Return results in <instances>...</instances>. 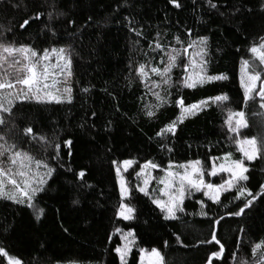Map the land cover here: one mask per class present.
Here are the masks:
<instances>
[{
  "label": "trees",
  "instance_id": "trees-1",
  "mask_svg": "<svg viewBox=\"0 0 264 264\" xmlns=\"http://www.w3.org/2000/svg\"><path fill=\"white\" fill-rule=\"evenodd\" d=\"M177 2L181 7L169 0H0V42L40 53L65 47L72 60L70 103L17 102L11 115L3 114L6 124L0 135L7 143L54 169L34 199L43 209L39 218L26 204L0 199V248L8 256L22 264H121L115 252L122 244L120 229L135 238L126 264H140V250L153 248L161 251L165 264L254 261L252 248L264 241V196L235 216L231 213L243 206V198L234 199L235 190L223 193L220 203L197 192L184 201L176 219L165 220L150 197L137 190L130 173L126 203L134 215L131 220L117 215L121 198L113 161L134 160L135 168L152 161L165 169L169 162L199 159L210 169L211 157L232 153L240 159L224 123L227 109L245 112L249 127L242 129L244 137H264V101L255 96L245 105L240 85L242 61L264 68L249 51L264 38V0H212L215 8L209 0ZM24 19L30 23L20 28ZM200 37L207 38V73L227 79L185 88L181 62L172 70L170 85L152 88L151 81L159 77L151 73L141 82L136 73L140 64L162 67L161 59H166L163 51L152 50L157 41L169 51ZM218 95L228 97L223 107L210 103L177 123L174 135H157L180 115L177 100L187 106ZM148 110L155 115L148 117ZM27 127L31 135H25ZM66 140L72 141L71 156ZM246 166L249 179L244 184L259 194L264 156ZM213 231L220 244L207 242ZM221 244L222 255L213 257ZM7 259L0 256V264Z\"/></svg>",
  "mask_w": 264,
  "mask_h": 264
},
{
  "label": "snow or ice",
  "instance_id": "snow-or-ice-1",
  "mask_svg": "<svg viewBox=\"0 0 264 264\" xmlns=\"http://www.w3.org/2000/svg\"><path fill=\"white\" fill-rule=\"evenodd\" d=\"M169 3L176 8L181 7L177 0H169ZM209 6L215 8L216 4L209 0ZM51 17L52 13L50 12L49 18ZM33 19H39V16ZM29 23V19H24L19 27L25 28ZM130 30L136 31L135 29ZM136 35L140 36L141 33L136 31ZM176 43H182L179 37L176 38ZM206 44L207 38L200 37L198 40L190 41L187 47L182 49L173 47L171 50L165 51L164 46L157 41L155 48L152 50L164 52L166 59H161L162 67L140 64L136 69V73L142 83L150 79L149 73L159 77V81H151L152 88H160L162 85L168 86L171 83L172 70L180 66L182 56L187 55L188 50L192 49L191 58L183 64L185 73L182 81L183 87L191 89L213 80L227 79L224 75H206ZM149 47L151 49L152 45L150 44ZM249 51L255 60L259 62V66H264V38L258 45H253ZM53 59L55 63L52 62ZM241 64L240 85L243 89L245 105L254 100L256 95L259 96L261 101H264V68L257 70L258 65L250 63L248 60L242 61ZM71 68V53L65 48L44 49L40 53L29 46L21 45L17 47L13 44L0 42V126L6 124L3 114L11 115L17 102L33 101L37 104H60L66 101L70 103L72 88L68 86V81L72 76ZM258 82H260L259 88H257ZM61 84L64 86L60 87ZM83 91L87 92L88 89L85 88ZM153 94L156 96L157 101L164 103L159 92ZM227 100L226 95H218L187 106L182 99L177 100L176 105L180 108V115L157 135L164 133L174 135L177 123H182L189 115L202 110L208 105L209 101L216 103L218 107H223V102ZM158 106L159 104L155 107ZM260 108L264 109V102L260 103ZM146 114L150 118L155 115L152 110H148ZM224 123L227 125V130L235 134L232 139H234L236 150L241 154L240 159H233L232 153H226L222 158L223 162L217 164L216 160L219 158L211 157L210 170L199 159L180 164L169 162L166 169H161L164 174L157 179V184L162 185L158 189L159 196H150L149 192V185L153 180L152 170L159 168V165L147 161L140 166V171L136 173V176L141 180L142 186L137 185V190L150 197L151 202L164 213L165 220L176 219L177 213L184 211L181 205L186 195L190 196L193 192H202L213 203H220L223 193L235 190L234 199L243 198V206L239 207L238 211L231 213L235 216L245 214V210L251 208L258 195L264 196V185L260 186L261 191L259 194H254L244 184L249 179L247 175L249 169L245 161H252L258 156H264V137L241 138L240 130L249 127L246 114L242 110L227 109ZM32 132L31 127L24 130L25 135H31ZM40 140L46 142L44 137H40ZM0 141H3V143H0V199H8L16 204H26L27 207L34 210L37 218H39L43 213V209L37 208L34 199L37 193L43 191V186L46 183L44 177H50L54 169L46 162L35 159L29 153L17 150L15 144H8L4 135H0ZM64 145L69 149L68 155L71 156L72 141L66 140ZM56 148L59 149L60 145H56ZM169 151L171 150L169 149ZM112 163L116 168L121 198L117 215L124 220H131L134 209L123 202L129 198L130 188L122 176L121 167L124 172H127L134 161L124 160L122 166L116 161ZM40 169L45 170L43 174H41ZM222 173L227 174V178L221 177V183L206 182V176L216 177ZM84 176L85 173L81 171L79 177L82 179ZM201 207L203 208V204ZM219 222V220L215 221L216 224H219ZM131 237L132 233L129 232L124 237L127 243L122 247L115 248L121 264H126L130 246L134 243L133 239H129ZM213 241L220 244L215 231L211 234V240L207 242L212 243ZM223 251L224 248L221 244L220 250L212 253V256L219 258ZM140 252V264H163V257L157 249L153 248L150 252L141 249ZM252 253L255 257L252 264H264V241L255 244ZM0 256L8 257L7 264H22L20 259L8 256V253L2 248H0ZM240 264H247V262L241 260Z\"/></svg>",
  "mask_w": 264,
  "mask_h": 264
},
{
  "label": "rangeland",
  "instance_id": "rangeland-1",
  "mask_svg": "<svg viewBox=\"0 0 264 264\" xmlns=\"http://www.w3.org/2000/svg\"><path fill=\"white\" fill-rule=\"evenodd\" d=\"M17 47H19V46H17ZM59 48H65V47H59ZM59 48H57V49H59ZM66 49V48H65ZM191 53H192V49H189L188 50V54L187 55H183L182 56V59L180 60V66H181V62H184V64L185 63H187L188 62V60L191 58ZM53 63H55V60L53 59V61H52ZM259 64V63H258ZM179 67V66H178ZM177 68V67H176ZM190 71H191V68L189 69ZM185 74V73H184ZM206 75H208V76H211V75H209L208 73H207V71H206ZM71 78H72V76H71ZM69 79V81H68V86H72L71 85V80L72 79ZM183 81V79L181 80V82ZM259 84H260V82H258V84H257V88H259ZM60 87H63L64 85L63 84H61V85H59ZM161 88V87H160ZM159 89V88H158ZM71 94H72V92H71ZM256 96H258V95H256ZM259 97V96H258ZM200 102V101H199ZM196 103H198V102H196ZM210 103H212L211 101H209V103H208V105L210 104ZM207 105V106H208ZM207 106H205L204 108H206ZM203 108V109H204ZM199 111H201V110H199ZM199 111H197L196 113H198ZM247 120V119H246ZM247 123H248V121H247ZM227 126V125H226ZM242 129L240 130V136H241V138H247V137H244L243 135H242ZM233 134V137H234V133H232ZM234 144H235V142H234ZM236 146V145H235ZM223 156L224 155H222V156H220V157H217V158H219V159H217L216 160V163L217 164H219V163H221V162H223L222 161V158H223ZM232 158L234 159V157H233V155H232ZM132 161H134V160H132ZM248 161L246 160L245 161V164L247 163ZM185 163V162H184ZM121 164V166H122V162L120 163ZM144 164V163H143ZM143 164H141V165H143ZM173 164H180V163H173ZM141 165H139V166H137L136 168H135V166H136V162L134 161V164L132 165V167L131 168H129L128 169V171L127 172H124L123 171V168L121 167V172H122V176H123V178H124V180L126 181V183H127V185L129 186V188H130V181H129V178H128V176H129V174L131 173V175L133 176V179H135V181H136V185H140V186H142V184H141V180L140 179H138L137 178V176H136V173L137 172H139L140 171V166ZM211 168V167H210ZM166 169V168H165ZM210 170V169H209ZM164 173H163V171H161V168H157V169H155V170H152V176H153V180H152V182H151V184L149 185V192H150V196H159V191H158V189H159V187H162V185H158L157 184V179L160 177V176H162ZM221 177H223V178H227V174H219L218 176H216V177H208V176H206V182H212V183H214V181L213 180H211L212 178H218L219 180H220V183L222 182L221 181ZM153 190H155V191H153ZM194 193H197V192H193L190 196H192ZM189 195H186V197H185V199H184V201L188 198V197H190ZM166 199V198H165ZM184 201H183V203H184ZM124 203H126V199L123 201ZM127 204V203H126ZM182 207H183V204L181 205ZM131 207V206H130ZM178 214V213H177ZM133 215H134V213H133ZM122 218V217H121ZM117 233L120 235V237H121V240H122V244H121V246L120 247H122L125 243H127V240H125L124 239V237L125 236H127V234L129 233V231H123V230H120L119 229V231H117ZM132 233V232H131ZM129 239H133L134 240V243L133 244H131V246H130V251H129V253H128V255H127V257H126V261H127V258H128V256H129V254H130V252H131V250L133 249V247L135 246V238H134V235H133V233H132V237L131 238H129ZM155 249H157L160 253H161V251L158 249V248H155ZM144 250H146V249H144ZM151 250H146V252H150ZM162 255V254H161ZM162 257H163V255H162ZM163 264H165V262H164V259H163Z\"/></svg>",
  "mask_w": 264,
  "mask_h": 264
}]
</instances>
